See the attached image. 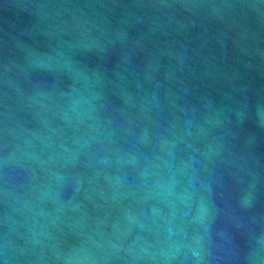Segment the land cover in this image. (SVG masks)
Instances as JSON below:
<instances>
[{"label": "water", "instance_id": "water-1", "mask_svg": "<svg viewBox=\"0 0 264 264\" xmlns=\"http://www.w3.org/2000/svg\"><path fill=\"white\" fill-rule=\"evenodd\" d=\"M0 264H264V0H0Z\"/></svg>", "mask_w": 264, "mask_h": 264}]
</instances>
